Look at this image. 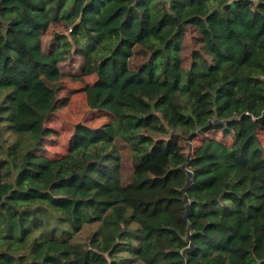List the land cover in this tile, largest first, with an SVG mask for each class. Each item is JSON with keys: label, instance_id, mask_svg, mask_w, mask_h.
I'll return each instance as SVG.
<instances>
[{"label": "trees", "instance_id": "trees-1", "mask_svg": "<svg viewBox=\"0 0 264 264\" xmlns=\"http://www.w3.org/2000/svg\"><path fill=\"white\" fill-rule=\"evenodd\" d=\"M74 58L110 121L51 159ZM260 135L264 0H0V264H264Z\"/></svg>", "mask_w": 264, "mask_h": 264}, {"label": "rangeland", "instance_id": "rangeland-1", "mask_svg": "<svg viewBox=\"0 0 264 264\" xmlns=\"http://www.w3.org/2000/svg\"><path fill=\"white\" fill-rule=\"evenodd\" d=\"M65 33L68 36V32L60 27H52L45 37V48L48 49L50 41L52 40L53 33ZM196 36L194 31H189L185 38L186 52L190 51L194 44L193 38ZM62 69L60 76L49 81L53 84H57L60 87L59 97V110L50 115L46 121V126L51 130V137L43 143V153L51 159H58L68 154L70 150L69 141L74 132L75 126L78 124H85L90 127H101L109 123L110 116L105 112L91 110L86 101L85 89L88 85H92L96 78L82 77L81 68L82 60L80 58H74L61 65ZM207 137H216L219 140H224L222 131L211 130L206 134ZM201 137L193 140L192 145L196 146L200 143ZM261 143L264 147V136L260 135ZM228 144L232 142L229 137L225 139ZM188 151V144L182 142ZM127 165L131 167L133 162L130 160ZM96 230L95 226L86 227L78 236L76 241L78 243H86L90 234Z\"/></svg>", "mask_w": 264, "mask_h": 264}]
</instances>
